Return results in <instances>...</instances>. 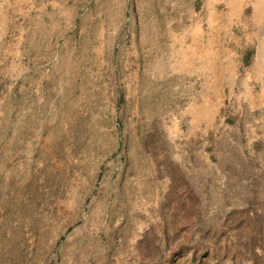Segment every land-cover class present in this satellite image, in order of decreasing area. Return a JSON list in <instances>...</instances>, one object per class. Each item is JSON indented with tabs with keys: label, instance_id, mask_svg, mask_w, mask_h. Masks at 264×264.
Listing matches in <instances>:
<instances>
[{
	"label": "rangeland",
	"instance_id": "obj_1",
	"mask_svg": "<svg viewBox=\"0 0 264 264\" xmlns=\"http://www.w3.org/2000/svg\"><path fill=\"white\" fill-rule=\"evenodd\" d=\"M91 3L0 38V264H264V110L167 101L142 6Z\"/></svg>",
	"mask_w": 264,
	"mask_h": 264
},
{
	"label": "crops",
	"instance_id": "obj_2",
	"mask_svg": "<svg viewBox=\"0 0 264 264\" xmlns=\"http://www.w3.org/2000/svg\"><path fill=\"white\" fill-rule=\"evenodd\" d=\"M88 3L0 0V38L18 32L16 37L36 39L40 51L54 37L80 39ZM120 3L142 6L141 25L134 11L130 25L134 34L141 28L144 48L165 80L160 84L168 87L167 101L189 96L194 103L228 101L241 110H264V0H93L94 22L102 26L103 7L114 14ZM172 86L182 89L170 91Z\"/></svg>",
	"mask_w": 264,
	"mask_h": 264
},
{
	"label": "bare ground",
	"instance_id": "obj_3",
	"mask_svg": "<svg viewBox=\"0 0 264 264\" xmlns=\"http://www.w3.org/2000/svg\"><path fill=\"white\" fill-rule=\"evenodd\" d=\"M151 37V36H150ZM149 38V37H148ZM144 45V44H143ZM86 46V45H85ZM159 71V70H158ZM158 74V73H157Z\"/></svg>",
	"mask_w": 264,
	"mask_h": 264
}]
</instances>
